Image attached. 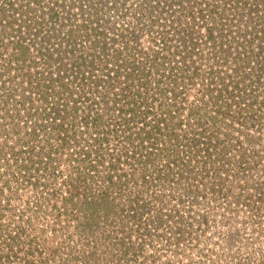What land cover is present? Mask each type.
<instances>
[{
	"label": "rangeland",
	"instance_id": "1",
	"mask_svg": "<svg viewBox=\"0 0 264 264\" xmlns=\"http://www.w3.org/2000/svg\"><path fill=\"white\" fill-rule=\"evenodd\" d=\"M38 1L0 22V264H264V73L237 33L260 0ZM157 41L166 59L129 92ZM77 56L96 85L56 71ZM245 96L250 127L224 114Z\"/></svg>",
	"mask_w": 264,
	"mask_h": 264
},
{
	"label": "trees",
	"instance_id": "2",
	"mask_svg": "<svg viewBox=\"0 0 264 264\" xmlns=\"http://www.w3.org/2000/svg\"><path fill=\"white\" fill-rule=\"evenodd\" d=\"M0 1H2V6H0V14H3V15H0V22H4L5 23L6 29H9L11 27L10 26L11 23L6 22L5 19H8L9 18V15L12 12H16V14H17V11L18 10H21L22 8L28 7L29 5L31 6L34 3L39 4V1L38 0H20V1L19 0H0ZM263 1L264 0H260L258 3L255 2L252 5V10L250 11V13L255 12L256 9H260L261 8V5L264 3ZM20 2H23L24 4H20ZM244 3H246L245 4V8H246V6H247V0ZM39 5H38V7H39ZM134 8L144 9V10H151V8H147L146 9V7H142L141 5H139V7L136 6ZM133 9H132V11L134 12ZM128 12H131V11H128ZM134 14L135 15H138V16H134L133 18H130L129 19L130 22L132 20L133 23L136 24V25H142L144 23L145 24H148L150 22V17L148 15L145 14V16H144V15H140V14H137V13H134ZM130 15H132V13H130ZM262 15H264V12L262 13ZM1 16H3L4 19H2ZM42 18H43L42 16H38L36 22H34V19H36L34 17H32V20L31 21L27 20V23H30L31 22V24H35V27L32 28V29L27 28L26 31H25V33H27L29 36L35 37L39 41H40L39 32L41 31L40 30L41 27L39 25H40V22L43 21ZM121 18H123V17H121ZM51 19H53V18H51ZM152 22L153 23H156V20L155 21H152ZM110 24H111V26H113L112 22ZM22 26H24V25H22ZM22 26H20V27H22ZM15 27H17V26H15ZM132 27H134V26H132ZM48 28L49 27H47V29ZM240 28L242 30L237 29V33L239 34V36L241 38L244 37V39H245V43L244 44H241V47L238 48L239 50L242 51L240 53L246 54V57L250 56V58H252V57L253 58H258L259 61L254 66L253 70L255 71L256 74H262V73H264V57L262 56L264 54V20H262L260 18V16H259V19L258 20L244 23V27H240ZM130 29H131L130 31H133L132 28H130ZM213 36H214L213 31L212 32H207V37L204 36V40H207L208 37L211 38V39H213V38L215 39V37H213ZM42 37H43L42 38L43 39L42 43L45 44V45H49L50 44L49 43L50 40H52V38H51L52 36L47 33L46 36L44 35ZM84 39H86L85 36H84ZM139 39H140L139 38V34L132 33V37H130V40L131 41H129V42L132 43V41H133L135 43ZM81 41H82L81 38H74V44H76L78 46L80 45L79 42H81ZM85 41L86 40H84V42ZM190 41H192V42L195 41V40L192 39V36H191ZM157 42L160 43V45H161L160 47H163L164 48L163 50L165 52L163 54L161 53L159 56L155 53V55L153 56V58L150 61H148L147 64H142V63H139V62H136V61L135 62H132L134 64V66H129L128 71L126 72L125 77H124V79H126V81H132V82H131V84L128 83L129 89L128 88H125V87L123 88V91L124 92L126 91V89H128L129 92H130L131 89L133 90V88H135L136 85L138 87H142L145 90L148 89V86H149V84H150V82L152 80L150 78V76H148V72L151 71L153 68H155L154 69L155 71H158L157 66L158 65H161L160 64V61L166 59V54H168L167 52L169 51L168 46H167V42H164L163 45H162V41H157ZM221 48H223V47H221ZM22 51H23V49H21V52ZM228 51H227V53H228ZM20 54L23 55V53H20ZM59 54H60L61 57L63 56L61 51L59 52ZM147 54L150 55V53H147ZM39 55H40V53H39ZM162 55H164V56H162ZM41 56H42L44 62L47 61L45 63V67H49L50 65H53V64H50V60L52 58V53H49L46 49H43L42 50V53H41ZM257 56H259V57H257ZM54 57H56V54L55 53H54ZM184 58H185V56L182 57V61L184 60ZM129 59L133 60V56H132V58H129ZM66 60H68V59H66ZM81 60H82V57L81 56H77V57L73 58L72 62H70L71 60L70 61L68 60V62L66 64L64 63V65H61V66L59 65L58 66V64H59L58 63L57 66H56V68H57L56 71L59 72V73H62V74H66V73L67 74H70L71 73L70 74L71 76H73V74L74 75L77 74V75H79L81 77V75L83 76V70H86V73L89 74V76L92 75L91 76L92 77V80L90 79L91 80V83H92L91 86L96 85V83H98L100 80L97 78V76H93V68H86V67L85 68H81V66L79 64L81 62ZM248 61L249 60H247L246 62H248ZM162 63H164V65H165L166 61H164ZM242 63H243V65L245 64L244 62H242ZM249 64H247V65H249ZM183 67H184V63H183ZM119 70L120 69L118 68L117 71L119 72ZM117 71L114 72V73L116 74ZM123 71H126V70H123ZM64 72H66V73H64ZM165 72L168 75V71L165 70ZM195 73H197V72L195 71ZM113 75L114 74H110L109 76H107V78L104 80V83L105 84H108L109 81H113L114 82V79L117 77V75H115L114 78H113ZM140 75H141V79L139 80V76ZM238 76H239V78L241 77V75H238ZM63 79H66V76ZM84 79H87V77H84ZM165 79H167V78L165 77L164 80ZM167 80H169V81L170 80L171 81L174 80V82L176 84L178 83V81L176 80V78H174L172 76H170ZM126 81H125V83L127 84ZM153 81H154V83L157 84L158 81H159V79L156 78V79H153ZM57 82L60 84V89H62V88L64 89L66 87L65 84H63V81H61L59 78H58ZM114 83L112 85H110V87H109V85H105L104 88L105 89H112V88L115 87ZM236 84L237 83H235L234 85H231L229 88L228 87L225 88V91H229L231 88H235L236 86H238ZM131 85H133V86H131ZM156 87H157V89L159 88L158 85ZM181 89H183V87H181ZM160 92H163V91H160ZM182 93H184V92H181L178 95L179 96H180V94L183 95ZM179 96L177 97V99H179ZM246 96H248V95H246ZM246 96L245 97H242V98L240 97V99L239 98H236L231 103H229L230 100H228V103H229V106L230 107L227 106V107H229L227 109L228 110V113H224V114L225 115H228V117L231 119V120H229L230 122H233V123L234 122H238L239 124H241V126L244 125L245 127H250L251 123H254L255 122L254 119L257 118L258 116H257V114H255L254 110L251 109L252 107L255 108V104L253 103V100L251 98L250 99H247ZM119 97H124L126 99L132 100L133 94L132 93H130V94L129 93L128 94L123 93ZM137 97L142 102L145 99L144 94L138 95ZM257 100H259V107H261L260 105H262L264 103V94H263V96L261 98L254 97V102L256 101V103H258ZM130 103L131 102H128V104H130ZM130 111H136V110H130Z\"/></svg>",
	"mask_w": 264,
	"mask_h": 264
},
{
	"label": "built area",
	"instance_id": "3",
	"mask_svg": "<svg viewBox=\"0 0 264 264\" xmlns=\"http://www.w3.org/2000/svg\"><path fill=\"white\" fill-rule=\"evenodd\" d=\"M209 1V0H208ZM240 6H242V5H240ZM256 10H258V9H256ZM259 11H260V9H259ZM253 14H254V12L253 13H250V17H249V19L247 20V21H243L244 23H247V22H250V20H251V17L253 16ZM168 21V20H167Z\"/></svg>",
	"mask_w": 264,
	"mask_h": 264
}]
</instances>
